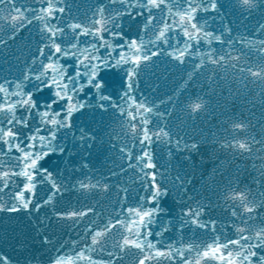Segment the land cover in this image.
I'll use <instances>...</instances> for the list:
<instances>
[{
    "label": "water",
    "instance_id": "1",
    "mask_svg": "<svg viewBox=\"0 0 264 264\" xmlns=\"http://www.w3.org/2000/svg\"><path fill=\"white\" fill-rule=\"evenodd\" d=\"M0 264H264V0H0Z\"/></svg>",
    "mask_w": 264,
    "mask_h": 264
}]
</instances>
